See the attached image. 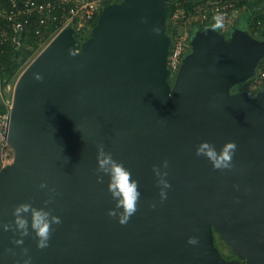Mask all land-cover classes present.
<instances>
[{
    "label": "water",
    "instance_id": "95a60500",
    "mask_svg": "<svg viewBox=\"0 0 264 264\" xmlns=\"http://www.w3.org/2000/svg\"><path fill=\"white\" fill-rule=\"evenodd\" d=\"M165 3L106 5L89 39L78 45L61 31L17 77L4 134L13 161L0 169V264H264V92L252 103L226 96L255 76L264 42L196 31L170 93ZM201 142L217 151L234 142L233 167L196 156ZM100 145L138 183L124 225L109 215L120 209L96 171ZM165 160L171 187L160 201L152 168ZM22 203L31 205L23 237L12 223ZM33 208L60 218L44 249L32 237ZM212 231L244 262L224 261Z\"/></svg>",
    "mask_w": 264,
    "mask_h": 264
},
{
    "label": "built area",
    "instance_id": "2783aa9c",
    "mask_svg": "<svg viewBox=\"0 0 264 264\" xmlns=\"http://www.w3.org/2000/svg\"><path fill=\"white\" fill-rule=\"evenodd\" d=\"M109 1L112 0H0V58L4 55L5 43L20 48L27 39L28 32L40 41L43 47L65 29L72 30L74 39L75 34L83 29L91 33L92 21L96 17L98 19ZM243 1L246 3L247 0H197L191 5L188 0H173L172 23L183 30L170 40L166 57L168 81H174L187 55L185 50L191 38L187 29L208 24L214 26V17L220 15L222 26L215 29L221 35L228 34L235 22L238 7ZM75 40L78 45L83 42L82 39ZM17 77L13 82L0 78V101L8 109L7 113L0 117L1 168L9 165V160H13L9 159L8 151L12 154L13 150L7 144L4 134L8 127V113ZM257 81L264 82V69L259 72Z\"/></svg>",
    "mask_w": 264,
    "mask_h": 264
},
{
    "label": "clouds",
    "instance_id": "9594fccd",
    "mask_svg": "<svg viewBox=\"0 0 264 264\" xmlns=\"http://www.w3.org/2000/svg\"><path fill=\"white\" fill-rule=\"evenodd\" d=\"M214 20L216 21L214 28L222 26L220 15L215 16ZM37 79L39 80L41 78L37 76ZM168 82L170 84L171 81ZM235 149L236 144L234 142L225 143L219 151H217L212 144L208 142H201L196 146L195 155L204 157L211 164L214 170H226L233 167L231 161ZM167 167L168 162L165 160L161 163L160 167L154 165L152 168L153 174L157 177L160 201L166 199V190L171 187L165 179L167 172L160 171L161 168L167 169ZM96 171L98 173L106 174L109 177L107 186L108 191L112 193L114 198H117L116 206L120 209V211L117 213L115 210H110L109 215L115 217L120 225L126 224L130 216L136 211V204L140 197L137 181L132 179L131 173L122 163L113 159L111 152H106L104 150L103 145H100L97 150ZM38 187L43 189L46 185L41 183ZM152 207H155V205H152ZM30 208L31 205L22 203L15 206L12 210V223L15 226L14 230L18 232L21 237L28 235V222L21 214L28 212ZM49 216V212L34 208L31 210L32 237L35 239L36 247L38 249L48 247L50 232L52 231L51 226L60 223L59 217L51 216V219L49 220ZM10 227L11 226L9 224H4L2 229L4 231H9ZM15 243L17 245H21L23 240L17 239ZM187 243L195 245L197 243V239L195 237H190ZM25 252H27L26 249ZM24 264H31V258L29 257L28 259H25Z\"/></svg>",
    "mask_w": 264,
    "mask_h": 264
},
{
    "label": "trees",
    "instance_id": "16d2710c",
    "mask_svg": "<svg viewBox=\"0 0 264 264\" xmlns=\"http://www.w3.org/2000/svg\"><path fill=\"white\" fill-rule=\"evenodd\" d=\"M191 5H194L197 0H188ZM246 4L244 1L240 3L238 8H241L242 5ZM174 10L173 0H166L164 7V35L172 40L177 34H179L180 29L172 23V13ZM240 24H236L234 29L241 30L243 29L251 38L264 41V35L260 34V28L264 24V0H257V3L254 6L253 12H250L246 9L240 15ZM97 22V17L92 21L91 26L94 27ZM210 24L197 27L195 29L201 30L210 28ZM183 30V29H182ZM189 37L194 32V29H187ZM227 36V34H226ZM91 37L90 31L83 29L81 32L75 34V39L78 41H85ZM81 44V43H80ZM4 55L0 58V78L6 80L7 82H13L15 78L20 74L25 65L29 60L38 53L43 45L40 41L35 39L30 32L27 33V39L23 41L20 48H15L9 43H5L3 46ZM188 47L186 52L188 53ZM264 69V59L260 61L257 66V72L254 76L255 79H258L259 72ZM253 78V79H254ZM1 80V81H2ZM5 82V81H3ZM263 86V85H262ZM7 107L0 101V117L7 113ZM219 238V237H218ZM220 239V238H219ZM222 240V239H220ZM226 246V245H225ZM227 249H229L227 247ZM230 252V250H229Z\"/></svg>",
    "mask_w": 264,
    "mask_h": 264
},
{
    "label": "rangeland",
    "instance_id": "374dc122",
    "mask_svg": "<svg viewBox=\"0 0 264 264\" xmlns=\"http://www.w3.org/2000/svg\"><path fill=\"white\" fill-rule=\"evenodd\" d=\"M122 1L123 0H112V1H109L107 4L108 5H120ZM249 3L250 4L247 6V8H251V6L253 5V0H249ZM241 11L243 12V9ZM212 28L215 30L214 27H212ZM193 29H194V32L191 34V36L193 34H195L196 31H198V29H195V28H193ZM193 29H191V31ZM180 31H182V29H180ZM223 40L226 43L228 42V38H226V37H224ZM258 41H260V40H258ZM260 42H264V41H260ZM43 48L44 47H42L41 50ZM188 49L189 50H188L187 55L192 56L194 53V48L190 46V40H189ZM39 52L36 53L29 60V62L25 65V67L39 54ZM256 72H257V70H256ZM256 72H255V74H256ZM253 78H251V79L247 78L243 82L241 81V82H237L236 84L231 85L226 92V96L229 98V97L235 96L237 94H241L243 96H246V99L250 103L254 102L258 98L257 94L264 92V82L259 83L257 81V79H255V78L253 79ZM174 84H175V81L174 82L171 81L170 84L168 85L170 93L171 92L173 93V89L175 88ZM8 153H9V159H13V152L11 154V152L9 150ZM12 161L13 160H9L8 164L12 163ZM1 167L2 166L0 165V169H1ZM218 237H219V235L215 231H212V242H213L212 245L214 246L215 249H217L219 256L226 262L243 263L244 260L242 258L237 257L232 251L229 252V249H227V246H225L226 244L224 243V241L220 240L221 238L219 237L220 238L219 239Z\"/></svg>",
    "mask_w": 264,
    "mask_h": 264
},
{
    "label": "crops",
    "instance_id": "0c3cea01",
    "mask_svg": "<svg viewBox=\"0 0 264 264\" xmlns=\"http://www.w3.org/2000/svg\"><path fill=\"white\" fill-rule=\"evenodd\" d=\"M257 3V0H253V5L251 6V8H247V6L250 4L249 3V0H247L246 1V4H244V6H242L241 8H238V12H237V15H236V19H235V22H234V24H233V26L231 27V29L229 30V32H228V34H227V36L226 35H223V37H226V38H229V35L233 32V31H236V29H234V27H236L235 25L236 24H240V15H241V13H242V9H243V11H244V9H246V10H248V11H250V12H253V10H254V6H255V4ZM212 27H214L213 25H211L210 26V28H212ZM239 30V29H238ZM215 31H217V29H215ZM239 31H243L244 32V30L243 29H241V30H239ZM260 34L261 35H264V24H263V26L260 28ZM250 36V35H249Z\"/></svg>",
    "mask_w": 264,
    "mask_h": 264
}]
</instances>
